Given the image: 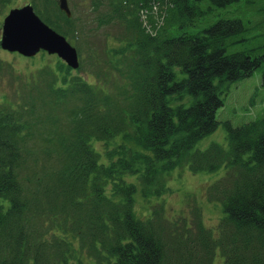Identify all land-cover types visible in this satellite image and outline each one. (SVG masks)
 <instances>
[{
	"label": "trees",
	"instance_id": "1",
	"mask_svg": "<svg viewBox=\"0 0 264 264\" xmlns=\"http://www.w3.org/2000/svg\"><path fill=\"white\" fill-rule=\"evenodd\" d=\"M32 4L60 34L77 32L58 0ZM92 4L95 28L126 30L109 56L127 82L92 84L60 60L0 104V264H214L218 251L224 264H264V118L226 121L227 146L193 151L229 85L264 64V0ZM94 140L116 143L107 161ZM183 167L225 168L207 191L225 212L217 236L196 202L191 218H168L164 202L135 212L139 191L164 196Z\"/></svg>",
	"mask_w": 264,
	"mask_h": 264
},
{
	"label": "rangeland",
	"instance_id": "2",
	"mask_svg": "<svg viewBox=\"0 0 264 264\" xmlns=\"http://www.w3.org/2000/svg\"><path fill=\"white\" fill-rule=\"evenodd\" d=\"M33 1L10 0L4 6H0V104L15 101L19 89L24 83L38 80L42 70L49 72L58 67L60 60L64 62L58 55H51L44 51L39 52L34 57H26L1 47L5 18L11 10L32 4ZM68 1L75 16L77 32L71 36L62 35L78 49L80 60V67L73 69L72 73L81 76L92 84L103 83L106 86L113 82L125 84L127 79L121 78L119 72L113 68L115 65L113 62L116 58L109 56L111 50L121 47L118 39L125 37L124 26L112 24L97 29L95 25L98 12L94 10L92 0ZM35 10L40 14L38 8ZM44 14L47 13L44 12ZM143 17L146 18V16ZM263 75L264 64L255 70L252 76L229 85V92L225 96L224 105L217 112V119L220 122L217 129L199 140L193 151L205 149L215 142L227 146L226 121L231 122L233 126H239L245 122L264 118ZM93 145L103 154L102 160L105 161H107V150L117 146L115 142L108 144L104 140H94ZM224 174L225 168L213 172L198 173L192 172L188 167L177 168L169 178V190L164 196L145 199L140 191L137 193L135 212L138 217L146 218L151 213L152 205L164 202L168 218L177 219L181 216L191 218L193 215L192 208L196 202L202 209L204 225L217 236L218 225L225 216V212L221 203L211 202L208 199L207 191L209 186L223 177ZM125 179L128 182H138L135 175L127 174ZM214 264H224V257L220 251L216 253Z\"/></svg>",
	"mask_w": 264,
	"mask_h": 264
},
{
	"label": "water",
	"instance_id": "3",
	"mask_svg": "<svg viewBox=\"0 0 264 264\" xmlns=\"http://www.w3.org/2000/svg\"><path fill=\"white\" fill-rule=\"evenodd\" d=\"M59 7L68 17L72 16L68 0H59ZM1 47L26 57H34L41 51L57 54L70 68L80 67L77 48L44 22L31 4L11 10L5 18Z\"/></svg>",
	"mask_w": 264,
	"mask_h": 264
}]
</instances>
